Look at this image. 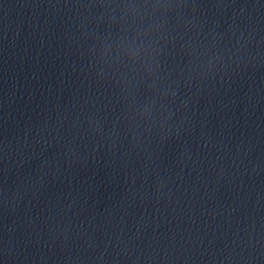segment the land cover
Listing matches in <instances>:
<instances>
[{
  "label": "water",
  "instance_id": "obj_1",
  "mask_svg": "<svg viewBox=\"0 0 264 264\" xmlns=\"http://www.w3.org/2000/svg\"><path fill=\"white\" fill-rule=\"evenodd\" d=\"M0 264H264V0H0Z\"/></svg>",
  "mask_w": 264,
  "mask_h": 264
}]
</instances>
